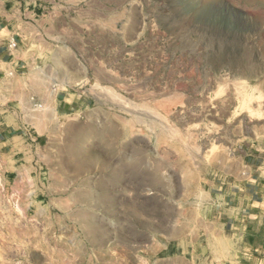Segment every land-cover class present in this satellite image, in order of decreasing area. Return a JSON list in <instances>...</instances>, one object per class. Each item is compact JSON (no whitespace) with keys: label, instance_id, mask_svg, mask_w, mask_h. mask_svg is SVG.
Returning a JSON list of instances; mask_svg holds the SVG:
<instances>
[{"label":"rangeland","instance_id":"rangeland-1","mask_svg":"<svg viewBox=\"0 0 264 264\" xmlns=\"http://www.w3.org/2000/svg\"><path fill=\"white\" fill-rule=\"evenodd\" d=\"M0 20V264H264V196H223L264 184V0H0Z\"/></svg>","mask_w":264,"mask_h":264},{"label":"crops","instance_id":"crops-1","mask_svg":"<svg viewBox=\"0 0 264 264\" xmlns=\"http://www.w3.org/2000/svg\"><path fill=\"white\" fill-rule=\"evenodd\" d=\"M8 28V24H5L4 21L0 20V78L4 72V67L8 66L10 63L14 60V53L13 51L16 49H10L8 47V44L10 40L13 38L17 40L16 35L14 34L11 37L5 36L3 33ZM262 178H252L249 180L248 188L246 192L241 193L240 191H224L223 196H250V205L251 206H257L258 200L261 198V196H264L263 186L264 184H261ZM234 185V184H233ZM241 189V188H239ZM234 223L236 222V218H233V221L229 220L228 223Z\"/></svg>","mask_w":264,"mask_h":264},{"label":"built area","instance_id":"built-area-1","mask_svg":"<svg viewBox=\"0 0 264 264\" xmlns=\"http://www.w3.org/2000/svg\"><path fill=\"white\" fill-rule=\"evenodd\" d=\"M17 46H18V42H17L16 39L13 38L12 40H10V42H9V44H8V47H9L10 49H16Z\"/></svg>","mask_w":264,"mask_h":264},{"label":"bare ground","instance_id":"bare-ground-1","mask_svg":"<svg viewBox=\"0 0 264 264\" xmlns=\"http://www.w3.org/2000/svg\"><path fill=\"white\" fill-rule=\"evenodd\" d=\"M248 95V94H247ZM247 95H245V97L247 96ZM37 106H39L38 104H37ZM249 107V106H248ZM127 108V107H126ZM140 111V110H139ZM142 112V111H141ZM148 113H151V112H149L148 111ZM158 116V115H157ZM148 117V116H147ZM160 117V116H159ZM134 118V117H133ZM155 119V118H154ZM161 125V124H160ZM168 132V131H167ZM198 153V152H197ZM192 157H194V156H192ZM111 158V157H110ZM105 160L106 161H109V158H105ZM197 160V159H196ZM81 167V166H80Z\"/></svg>","mask_w":264,"mask_h":264}]
</instances>
